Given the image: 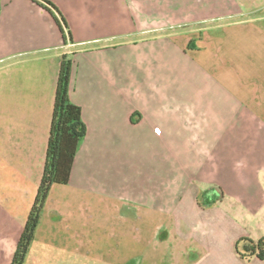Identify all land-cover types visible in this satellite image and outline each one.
Masks as SVG:
<instances>
[{
	"label": "crops",
	"instance_id": "crops-1",
	"mask_svg": "<svg viewBox=\"0 0 264 264\" xmlns=\"http://www.w3.org/2000/svg\"><path fill=\"white\" fill-rule=\"evenodd\" d=\"M50 1L70 36L35 2L0 0V264L38 194L65 56L88 132L25 264H134L161 243L177 264H243L237 241L264 237V17L247 0ZM225 21L251 35L229 33L219 60Z\"/></svg>",
	"mask_w": 264,
	"mask_h": 264
},
{
	"label": "trees",
	"instance_id": "trees-1",
	"mask_svg": "<svg viewBox=\"0 0 264 264\" xmlns=\"http://www.w3.org/2000/svg\"><path fill=\"white\" fill-rule=\"evenodd\" d=\"M49 12L61 30L68 31V23L60 10L50 0H31ZM73 62L63 58L57 84L50 139L47 148L46 165L31 208L24 232L19 240L11 264H25L35 240L43 209L51 190L56 186H67L81 142L87 136V126L83 120L82 109L70 99ZM236 252L243 261L258 259L264 262V237L255 241L244 237L237 241Z\"/></svg>",
	"mask_w": 264,
	"mask_h": 264
},
{
	"label": "rangeland",
	"instance_id": "rangeland-1",
	"mask_svg": "<svg viewBox=\"0 0 264 264\" xmlns=\"http://www.w3.org/2000/svg\"><path fill=\"white\" fill-rule=\"evenodd\" d=\"M244 5H245V8H247V9L258 10V15L259 16L262 15L264 17V0H247L244 3ZM229 25H230V27H229ZM216 26H219V27L221 26L220 30L222 32H226L227 36H228V37H225L223 40H219V42H218V39L216 38L217 39L216 42H213L212 45L210 46L209 51L213 52L215 54L214 56H216V58H218L219 60L222 57V56H219V54H221V52L226 48V44H227V41L229 38V33H231L237 37L236 38L237 42L243 41L245 39V35H247L248 37H250V35H251L250 34L251 29L244 28L241 26H233V25L229 24V22H226V21L221 22ZM206 36H207V34H204V41H201L200 38L197 41L198 47H200V48L203 47L204 51H207L206 50L207 47L205 48V44H204V42H206V38H207ZM213 188H215V187H213ZM202 200L204 201V199H202ZM123 214L125 216L133 217L134 211L125 209ZM236 221H237V225H236L235 229H236V232L238 233V231L240 230V225H241V227H243V225H242L240 220L237 219ZM131 228H132V225H130V224L124 225L125 232L130 233ZM167 246L164 245V247H163V245L161 243L160 248L156 247L155 250H157V252L154 253L153 256L140 257L137 260V262H134V264H177V262L179 263V261L181 259L179 256H171V252H172L171 249L173 248V250H175L176 247L169 248ZM164 248L167 249V251H165ZM176 251H177V249H176ZM172 254L175 255L176 253L174 252ZM234 254H235V257L237 259H239L243 264H247L250 262V261H243L242 259L239 258V256L237 255V252H236V246L234 248ZM223 257H222V259H223ZM60 258H61V262L59 264H65V259H68L66 256H61ZM69 259H70V264L71 263L72 264H104L103 258H97V257H91L88 260V259H84L83 257L81 258V257H76V256L75 257L70 256ZM186 259L188 260L190 258L189 257L184 258V260H186ZM129 264H131V263H129ZM224 264H230L228 258H227V263H224Z\"/></svg>",
	"mask_w": 264,
	"mask_h": 264
},
{
	"label": "built area",
	"instance_id": "built-area-1",
	"mask_svg": "<svg viewBox=\"0 0 264 264\" xmlns=\"http://www.w3.org/2000/svg\"><path fill=\"white\" fill-rule=\"evenodd\" d=\"M156 132H157V133H160V132H161V130L158 128V129H156Z\"/></svg>",
	"mask_w": 264,
	"mask_h": 264
}]
</instances>
